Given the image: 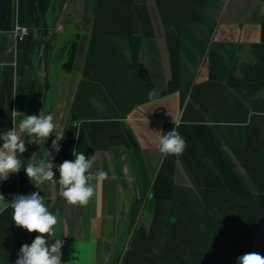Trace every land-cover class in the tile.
Wrapping results in <instances>:
<instances>
[{"label": "crops", "instance_id": "crops-1", "mask_svg": "<svg viewBox=\"0 0 264 264\" xmlns=\"http://www.w3.org/2000/svg\"><path fill=\"white\" fill-rule=\"evenodd\" d=\"M132 36L154 89L133 67ZM13 110L52 114L56 128L41 145L22 134L21 170L0 181V264L38 235L12 220L10 192L44 197L62 264H238L253 252L264 224V0H0V134L12 119L18 128ZM173 127L187 146L165 157L157 131ZM73 150L108 174L86 206L69 205L59 179L37 188L24 171ZM138 199L150 201L133 226Z\"/></svg>", "mask_w": 264, "mask_h": 264}, {"label": "clouds", "instance_id": "clouds-1", "mask_svg": "<svg viewBox=\"0 0 264 264\" xmlns=\"http://www.w3.org/2000/svg\"><path fill=\"white\" fill-rule=\"evenodd\" d=\"M148 96L152 98L156 96V92L150 90ZM13 112L22 115V119L18 128L12 119L13 128L0 134V140L3 141L0 146V181L7 180L10 173H17L21 170V160L17 153L23 154L28 150L22 134L30 137L28 143L41 145L45 139L53 136L56 128L52 114L28 115L15 110ZM157 132L162 133L157 136V141L158 150L163 156L183 154L187 146L186 140L175 127L166 133ZM54 136L52 149L58 153L61 150L59 142L63 139L64 132H57ZM73 156L74 160H64L59 165H54V157L48 151L45 159L28 163L24 171L29 180L37 187L45 182H54L53 168L55 167L59 172L58 183L62 188L63 199L69 205L86 206L95 195L97 185L107 179L108 174L103 170L95 174L90 172L95 162V156L88 157L85 153H77L75 150H73ZM92 181L96 183H92ZM7 206L13 210L12 220L18 227L29 233H38L30 245L21 246L15 264H62L61 249L64 241L61 238H56L54 239L55 243L49 242L55 235L58 218L49 211L44 197L39 192L27 195L17 194L8 202ZM45 234L49 239H45ZM237 260L238 264H264V256L256 252L240 255Z\"/></svg>", "mask_w": 264, "mask_h": 264}, {"label": "trees", "instance_id": "trees-1", "mask_svg": "<svg viewBox=\"0 0 264 264\" xmlns=\"http://www.w3.org/2000/svg\"><path fill=\"white\" fill-rule=\"evenodd\" d=\"M142 44V39L140 37L132 36L130 37V45H131V51H132V61H133V67L136 70V72L144 79L146 83H148L149 87L154 89V84L152 82V79L146 69V67L143 65V63L140 60V48ZM142 173L144 178H147L145 168L143 166ZM151 186V181L145 182V187L148 190ZM149 199V198H148ZM144 200V199H138L136 200L133 209H132V224L135 226V224L138 222L140 213L142 210L149 204L150 200ZM253 252L259 253L261 255H264V230L261 231L258 235L257 241L255 243Z\"/></svg>", "mask_w": 264, "mask_h": 264}, {"label": "built area", "instance_id": "built-area-1", "mask_svg": "<svg viewBox=\"0 0 264 264\" xmlns=\"http://www.w3.org/2000/svg\"><path fill=\"white\" fill-rule=\"evenodd\" d=\"M28 29L27 28H24V27H17L16 28V35H17V37L18 38H20V39H22L24 36H26L27 34H28ZM53 171H54V173H55V177H54V181H56V180H58L59 179V172L57 171V169L54 167L53 168ZM91 172V171H90ZM92 173V172H91ZM92 174H94V173H92ZM17 194H20L19 192H10V193H8V198H10V199H13L14 198V196L15 195H17ZM264 230V224H263V226L261 227V230H260V232L261 231H263ZM262 256H264V255H262Z\"/></svg>", "mask_w": 264, "mask_h": 264}]
</instances>
